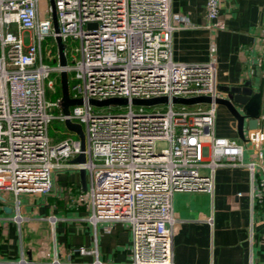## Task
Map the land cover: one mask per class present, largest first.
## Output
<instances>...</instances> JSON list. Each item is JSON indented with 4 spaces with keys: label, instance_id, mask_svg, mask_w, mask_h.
<instances>
[{
    "label": "built area",
    "instance_id": "1",
    "mask_svg": "<svg viewBox=\"0 0 264 264\" xmlns=\"http://www.w3.org/2000/svg\"><path fill=\"white\" fill-rule=\"evenodd\" d=\"M48 1L56 32L50 4L41 10L39 0H0V205L10 207L14 222L22 219V194H48L56 173L83 168L86 185L77 204L86 208L92 224L112 220L128 226L129 264H173L175 190L211 192L217 168L243 167L257 182L252 197L264 203L261 125L252 130L247 144L213 134L215 66L212 61L172 60L171 33L187 19L171 17L169 0ZM219 1H204L205 28L219 26ZM10 24L15 25V33ZM23 31L29 32L25 44ZM56 36L62 43L76 42L69 52L63 44V66L57 60ZM46 37L54 42L55 51L49 48L43 55ZM60 71L67 76L68 97L81 100L67 114L59 107L60 95L46 97V89L50 98L55 95ZM198 96L209 97V102L171 101ZM156 97H165V103L131 102ZM109 98L126 103L88 102ZM52 108L58 113L52 114ZM53 119L79 124L83 147L71 131L51 139L48 126ZM156 140L166 141L167 146L154 151ZM246 151L250 157L245 161ZM80 153L84 162H71ZM8 193L10 202L3 196ZM23 255L21 250L18 259L0 264H29ZM91 264L102 263L94 259Z\"/></svg>",
    "mask_w": 264,
    "mask_h": 264
},
{
    "label": "crops",
    "instance_id": "2",
    "mask_svg": "<svg viewBox=\"0 0 264 264\" xmlns=\"http://www.w3.org/2000/svg\"><path fill=\"white\" fill-rule=\"evenodd\" d=\"M204 1L169 0L171 17L187 19L171 33L172 60L212 61L216 98L229 101L241 116L232 96L248 98L249 92H258L260 117L264 104V0H220L216 28L204 27ZM216 104L213 134L246 144L252 137L247 119L238 126L228 107ZM249 157L246 151L243 160ZM65 173L71 181L66 183L65 178L59 184ZM80 191L78 172H58L48 194L20 196V222H14L13 213L3 212L0 205V260L18 259L23 250L29 264H91L94 259L102 264H129L128 226L112 220L92 224L86 208L77 204L76 192ZM255 192L257 182L250 180L245 168L228 166L215 170L211 192L175 190L171 196L172 263L264 264V203L255 201ZM6 200L10 202L11 196ZM80 248L88 252L81 254Z\"/></svg>",
    "mask_w": 264,
    "mask_h": 264
},
{
    "label": "water",
    "instance_id": "3",
    "mask_svg": "<svg viewBox=\"0 0 264 264\" xmlns=\"http://www.w3.org/2000/svg\"><path fill=\"white\" fill-rule=\"evenodd\" d=\"M50 6H51L52 27H53L54 32H56L57 24L55 20V14H54L52 2H50ZM87 26L94 27V24L88 23ZM55 45H56L58 64L60 66H63L65 64V59L63 55V43L61 42V39L58 36L55 37ZM59 86H60L59 107L63 114H67L68 108L70 106L80 104L81 100L68 97L67 76L64 71H60L59 73ZM165 101H166L165 97H156V98H150V99H132L131 100L133 104H144V105H150L154 103H165ZM171 101L173 103L193 104V103H198V102H209V97L198 96V97H191V98H172ZM231 101L239 105V107L241 108V112H242L241 116L237 114V112L235 111V109L233 108L232 104L229 101L222 100L219 98H214L215 103H221L228 107L229 111L237 119L238 126L241 124L243 118H246L248 129L253 130L257 127L258 124H260L262 131L264 133V104H263L262 114L259 117V105L255 106L253 102L251 101L249 102L247 97L232 96ZM88 102L93 105H108V104H125L126 100L122 98H109V99L102 100V101L89 100ZM63 123H64L65 128L68 131L73 132L77 136L80 142L81 148H82L83 147V133H82L80 125L77 123H72L69 120H64ZM71 162L83 163L84 162L83 154L82 153L78 154L71 160ZM78 177H79V183H80L81 190L83 191L85 190V185H86L85 184V172L83 168L78 169ZM0 201H3V197L1 196H0ZM1 209L3 212L7 214L11 212L10 207L7 205H2Z\"/></svg>",
    "mask_w": 264,
    "mask_h": 264
},
{
    "label": "rangeland",
    "instance_id": "4",
    "mask_svg": "<svg viewBox=\"0 0 264 264\" xmlns=\"http://www.w3.org/2000/svg\"><path fill=\"white\" fill-rule=\"evenodd\" d=\"M49 4H50V3H49L48 0H39V8H40L41 10H42L43 8H45L47 5H49ZM9 30H10L11 32L15 33V32H16V31H15V25H14V24H10V25H9ZM22 39H23L24 44L29 42V32H28V31H23V33H22ZM63 44H64L65 49L67 50V52H69V51H71L72 48L76 45V42H74V41L71 40V39H67L66 42H64ZM41 48H42V53H43V55L45 54L46 49H49V48H50L51 51H52V53H54V51H55L54 42L52 41V39H51L50 37H46V38L43 40L42 45H41ZM45 61L48 62V63H51V64H54V63H55L54 60H53V61H48L47 59H45ZM56 88H57V86L55 85V89H56ZM56 96H59V94L55 93V95H54L52 98H50V97H49V90L46 89V97H47L48 99H54ZM256 96H257V97H256ZM248 100H249V102H250V101L253 102V104H254L255 106H258V105H259L258 92H256V93L249 92ZM234 104H235L236 107H239L238 104H236V103H234ZM217 105H218V104H215V110H216ZM160 106H161V108L163 109L164 105H160ZM117 107H118V106H113V105L110 106L111 109H116V110H117ZM186 108H192V106H187ZM94 109L99 110V109H101V108L97 107V108H94ZM104 109L106 110V108H104ZM146 109L150 110L151 107L146 108ZM50 111H51V113L54 114V115L58 113V112H57V109H55V108H52ZM214 114H215V113H214ZM219 122H220V120H219ZM60 132H65L66 134H69V133H70V132H69L68 130H66V128L64 127V123L59 122L57 119H53V120L50 122L49 126H48V133H49L48 135H49V137H50L51 139H54V138H61V137H63V136L60 134ZM237 142H240V141L237 140ZM246 144H247V143H246ZM166 146H167V143H166V141H164V140H156V141H154V144H153L154 151H156V152L160 151V149L165 148ZM65 174H66V175H63L62 177H61V176L59 177V179H62V180H63V181H61V180L58 181L59 184H60V182H61V183H64V179H65V178L67 179V180H66V183H68L69 181H71V180L69 179V177H67L68 174H67V173H65ZM74 176H75V175H72V179L74 178ZM63 177H64V178H63ZM65 193L67 194L68 191H65ZM2 195H3V194H2ZM71 195H72V194H71ZM3 196L5 197V199H7V197H10V194H9V193H8V194H4ZM66 198H68V195H67ZM75 198H76V200H78V199L80 198V192H76V197H75Z\"/></svg>",
    "mask_w": 264,
    "mask_h": 264
},
{
    "label": "trees",
    "instance_id": "5",
    "mask_svg": "<svg viewBox=\"0 0 264 264\" xmlns=\"http://www.w3.org/2000/svg\"><path fill=\"white\" fill-rule=\"evenodd\" d=\"M56 93L60 95V86H59V79L57 78V88Z\"/></svg>",
    "mask_w": 264,
    "mask_h": 264
}]
</instances>
